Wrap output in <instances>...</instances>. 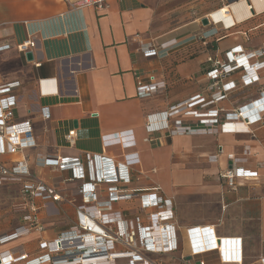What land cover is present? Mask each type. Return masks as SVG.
<instances>
[{
  "label": "crops",
  "instance_id": "obj_1",
  "mask_svg": "<svg viewBox=\"0 0 264 264\" xmlns=\"http://www.w3.org/2000/svg\"><path fill=\"white\" fill-rule=\"evenodd\" d=\"M264 5L263 0H258ZM71 0H0V82L19 86L15 111L17 121L29 120L34 147L23 154L29 176L16 175L0 184V256L26 254L32 260L45 253L40 242H53L77 225L74 200H78L82 180L56 166H40L39 159L85 160L91 156L126 165L133 178L141 181L119 186L126 193L149 194L158 186L173 206L178 248L170 253H145L156 264H238L225 260L241 249L240 264H264V123L250 126L248 133L188 134L166 137L159 144L147 142V118L201 95L205 102L212 93L206 77L207 59H224V53L239 46L244 52L261 49L264 43V8L236 20L223 30L220 25H202V19L221 8L220 0H106L101 9L90 5L71 7ZM229 12L235 17L232 11ZM32 38V61H26L17 46ZM176 41L164 58H144L140 47ZM155 73L166 83L165 90L147 98L136 95L134 75ZM240 72L230 80L237 82ZM264 88L240 84L225 99L192 110L233 112L256 100ZM47 107L44 119L40 109ZM193 128L198 118L177 115ZM74 131L71 141L68 132ZM157 136V135H154ZM221 153L213 162L203 157ZM234 154L235 162L226 155ZM23 161L22 155L0 156L7 168ZM240 167L255 171L237 178L230 190L219 178L224 169ZM154 170V171H153ZM41 182L64 200L32 199L29 208L18 210L23 182ZM103 196V193H102ZM65 198H73L67 200ZM138 199L119 202L115 210L121 220L145 214ZM34 215L36 226L28 228L24 217ZM208 227L221 240L201 251L203 235L188 230ZM12 232L18 235L8 238ZM5 239V240H4ZM116 251H126L118 246ZM126 259L116 264H126ZM18 264V263H17ZM43 264V263H42ZM48 264V263H44Z\"/></svg>",
  "mask_w": 264,
  "mask_h": 264
},
{
  "label": "built area",
  "instance_id": "obj_2",
  "mask_svg": "<svg viewBox=\"0 0 264 264\" xmlns=\"http://www.w3.org/2000/svg\"><path fill=\"white\" fill-rule=\"evenodd\" d=\"M220 1L221 8L206 17L207 25L212 27L220 25L223 30H227L235 26L234 20L230 26L224 24L223 19L226 15L232 17L229 8L237 2L245 1L246 3V0ZM71 2L73 8L92 5L101 9L106 0H71ZM246 8L249 12L253 10L251 4H246ZM214 15H220L221 19L214 21ZM35 45L34 39L27 38L17 46V50L24 54L31 52ZM176 45L177 42L173 40L159 45L146 43L140 47V52L144 58H164ZM8 48V45L0 46V52ZM207 62L211 64L206 73L210 82L208 89L212 93L211 99L205 102L201 95H196L160 115L148 117L146 122L148 143L159 144L160 135L171 137L188 134L248 133L250 126L264 123V88L259 90L256 100L222 116L219 115L221 112L219 110L200 113L192 110L196 106L203 108L225 99L227 93L239 84L243 87L258 85L264 79V43L261 49L252 52H244L241 47L236 46L224 53L223 61L210 58ZM237 72H240L238 81H231L230 77ZM134 79L136 95L139 98L160 94L166 88L165 81L159 79L155 73H136ZM18 86L17 82L5 84L0 82V156L19 154L23 156V161L15 162L12 168L0 164V184L5 179L15 178L16 175L29 176L23 152L35 146L30 121L15 119L19 96L14 95L13 90ZM40 114L44 119L50 117L47 107L41 108ZM179 114L184 117L198 118V127L193 128L184 120L174 119ZM73 136L74 131L68 132L66 140L71 141ZM220 153L221 148L217 153L203 157V160L213 162ZM226 158L233 163L236 157L234 154H228ZM98 162L99 166L89 155H86L84 161L49 157L39 159L38 165L56 166L60 170L70 171L72 179L83 181L78 191L80 197L78 200L65 198L74 200L77 225L66 234L59 236L56 241L40 242L39 248L45 253L39 257L29 260L26 254L15 258L0 256V264H116V260L120 259H126V264H156L146 260L145 253H170L177 250V227L174 222L172 202L163 197L160 188L155 186L151 193L141 195L138 192H123L119 186L128 185L132 179L139 182L144 175L137 174L133 178L128 174L126 165L104 157H98ZM254 174L255 171L232 167L221 170L218 175L225 181L228 189L234 190L237 186V178H247ZM20 193L21 202L18 204L20 211L29 208L34 212L35 210L29 204L32 199L64 200L55 190L39 181L23 182ZM132 199L139 200V208L145 214V224L139 217L123 221L120 212L115 210L116 203L129 202ZM24 221L28 224V228L23 229L25 233L36 226L34 215L24 217ZM188 233L193 236L199 234L204 236L205 242L199 247L201 251L221 245V240L214 238L212 230L208 227L191 228ZM17 235L16 232H12L5 239L14 238ZM118 246L124 247L126 251H116ZM241 254L238 245L237 255L228 256L225 260L240 264Z\"/></svg>",
  "mask_w": 264,
  "mask_h": 264
},
{
  "label": "bare ground",
  "instance_id": "obj_3",
  "mask_svg": "<svg viewBox=\"0 0 264 264\" xmlns=\"http://www.w3.org/2000/svg\"><path fill=\"white\" fill-rule=\"evenodd\" d=\"M252 3H253V7L255 8V11H259L260 9L264 8V5L261 2L259 4L258 0H252ZM233 5L234 6L232 7V11L235 14V17H233V19L236 18V20H240V19H243V18L245 19L246 17L250 16L251 13L246 8L245 1L237 2ZM213 19L214 21H218L221 19V17L220 15H214ZM233 19L232 17L226 15V17L223 19L224 24L226 26L232 25Z\"/></svg>",
  "mask_w": 264,
  "mask_h": 264
},
{
  "label": "water",
  "instance_id": "obj_4",
  "mask_svg": "<svg viewBox=\"0 0 264 264\" xmlns=\"http://www.w3.org/2000/svg\"><path fill=\"white\" fill-rule=\"evenodd\" d=\"M201 24L206 26L207 25V20L206 19H202ZM24 56H25L26 61H32V59H33L31 52H26L24 54Z\"/></svg>",
  "mask_w": 264,
  "mask_h": 264
},
{
  "label": "rangeland",
  "instance_id": "obj_5",
  "mask_svg": "<svg viewBox=\"0 0 264 264\" xmlns=\"http://www.w3.org/2000/svg\"><path fill=\"white\" fill-rule=\"evenodd\" d=\"M216 60H218V59H216ZM69 249H70V247H68ZM40 249V248H39ZM39 251H42L41 249L39 250ZM42 264V263H41Z\"/></svg>",
  "mask_w": 264,
  "mask_h": 264
}]
</instances>
